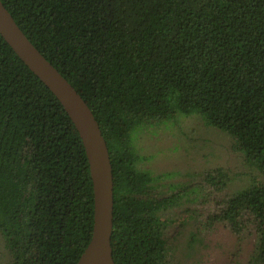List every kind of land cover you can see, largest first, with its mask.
I'll return each mask as SVG.
<instances>
[{
	"label": "trees",
	"instance_id": "trees-1",
	"mask_svg": "<svg viewBox=\"0 0 264 264\" xmlns=\"http://www.w3.org/2000/svg\"><path fill=\"white\" fill-rule=\"evenodd\" d=\"M2 1L101 126L114 173L116 264H168L159 212L177 194L159 195L136 169L131 136L178 113L229 133L261 172L213 221L239 234L249 218L264 264V0ZM94 211L79 132L0 34V234L12 264H77Z\"/></svg>",
	"mask_w": 264,
	"mask_h": 264
},
{
	"label": "rangeland",
	"instance_id": "rangeland-1",
	"mask_svg": "<svg viewBox=\"0 0 264 264\" xmlns=\"http://www.w3.org/2000/svg\"><path fill=\"white\" fill-rule=\"evenodd\" d=\"M131 144L136 169L151 175L157 193L177 194L175 202L159 212L166 222L168 264H261L255 257L258 234L249 218L239 234L213 221L225 199L263 179L236 148L233 136L198 114L178 113L140 126ZM0 264H12L1 234Z\"/></svg>",
	"mask_w": 264,
	"mask_h": 264
},
{
	"label": "water",
	"instance_id": "water-1",
	"mask_svg": "<svg viewBox=\"0 0 264 264\" xmlns=\"http://www.w3.org/2000/svg\"><path fill=\"white\" fill-rule=\"evenodd\" d=\"M0 34L59 99L82 139L93 181L95 211L92 238L77 264H116L112 247L114 173L98 120L83 96L33 44L2 0Z\"/></svg>",
	"mask_w": 264,
	"mask_h": 264
},
{
	"label": "flooded vegetation",
	"instance_id": "flooded-vegetation-1",
	"mask_svg": "<svg viewBox=\"0 0 264 264\" xmlns=\"http://www.w3.org/2000/svg\"><path fill=\"white\" fill-rule=\"evenodd\" d=\"M164 238H165V235H164ZM166 240V239H165ZM166 245H167V242H166Z\"/></svg>",
	"mask_w": 264,
	"mask_h": 264
}]
</instances>
